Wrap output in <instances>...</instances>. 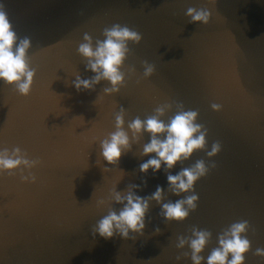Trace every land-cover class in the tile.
<instances>
[{"label":"water","instance_id":"1","mask_svg":"<svg viewBox=\"0 0 264 264\" xmlns=\"http://www.w3.org/2000/svg\"><path fill=\"white\" fill-rule=\"evenodd\" d=\"M188 7L207 8L208 22L188 23ZM0 8L17 37L29 38L26 56L35 69L26 96L0 83V147H19L40 161L31 169L33 183L20 181L21 170L0 173V264H191L182 255L187 247H175L178 235L193 226L210 231L206 257L217 233L240 220L249 225L243 264H264L254 255L264 249V0H0ZM112 24L141 35L124 61V70L134 71L117 94L104 96L103 81L77 92L74 75H91L76 53L83 34L102 39ZM141 61L154 66L148 78ZM158 104L170 105L165 120L177 104L196 110L207 129L205 150L171 173L197 159L208 164L205 151L214 141L221 146L211 158L215 167L195 182L196 208L184 221H163L150 201L142 234L103 239L93 227L120 207L113 192L137 185L131 190L143 197L159 185L162 202L178 198L167 188L163 165L155 174L138 171L148 159L139 155L146 134L117 165L99 157V139L113 131L115 111L124 108L126 128Z\"/></svg>","mask_w":264,"mask_h":264},{"label":"clouds","instance_id":"2","mask_svg":"<svg viewBox=\"0 0 264 264\" xmlns=\"http://www.w3.org/2000/svg\"><path fill=\"white\" fill-rule=\"evenodd\" d=\"M184 15L188 18V23L206 24L211 13L207 8L188 7ZM101 36L102 39L93 41L85 33L76 48V53L85 62L84 71L91 73L86 78L78 73L74 75L71 87L77 92L93 90L103 81L107 85L102 88L104 96L117 94L124 86L126 75L130 77L134 71L129 67L126 72L124 61L130 52L129 43H139L141 35L126 25L112 24L102 30ZM30 46L28 37H17L6 12L0 8V83L12 86L20 96L28 95L35 73L26 56ZM141 67L144 78L150 77L154 72V66L147 61H141ZM169 107L168 104H158L150 115L144 119L139 116L132 118L125 128V110L121 106L113 113V131L99 139L98 148L99 157L106 165H117L120 157L131 149L132 143L146 134L148 139L140 146L139 155L147 156L148 159L139 164L138 171L145 174L151 169L155 174L161 171L163 165L167 188L178 198L162 202L163 189L159 185L154 192L143 197L131 190L137 185H130L123 195L113 192L112 201L120 207L109 209L106 215L95 222L93 231L99 237L110 239L115 235L121 239H129L132 234H142L150 201L159 205L158 215L166 222H182L190 211L195 210L198 196L194 192V184L215 167L211 158L217 155L221 146L214 141L205 151V156L210 161L208 164L203 159H197L172 174L174 166L189 160L194 152L205 150L207 129L197 122V111L185 109L182 104H177L176 110L166 120L162 119ZM210 108L218 111L220 105L212 103ZM39 163V159L27 158L19 147H13L10 151L0 147V173L21 170V182H35L36 177L31 169ZM103 170L108 171L109 168L104 167ZM248 227L246 220H240L222 228L216 236V247L206 257L201 255L211 238V232L206 229L193 226L190 234L176 237L175 247H187L182 255L191 264H243L244 255L250 248L245 235ZM159 231V228L154 229L155 233ZM254 255L264 257V249L257 248ZM180 258L176 257L177 260Z\"/></svg>","mask_w":264,"mask_h":264}]
</instances>
